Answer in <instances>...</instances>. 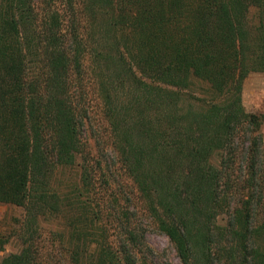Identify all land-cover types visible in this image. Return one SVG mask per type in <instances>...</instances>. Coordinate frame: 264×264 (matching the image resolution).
Segmentation results:
<instances>
[{"label": "trees", "instance_id": "16d2710c", "mask_svg": "<svg viewBox=\"0 0 264 264\" xmlns=\"http://www.w3.org/2000/svg\"><path fill=\"white\" fill-rule=\"evenodd\" d=\"M251 71L264 73V0H0V203L31 225L63 220L58 264H161L132 208L94 196V97L145 219L181 264H264V167L252 150L246 174L231 172L239 137L264 122L242 104ZM74 164L62 195L50 179ZM26 234L0 264H41Z\"/></svg>", "mask_w": 264, "mask_h": 264}, {"label": "rangeland", "instance_id": "374dc122", "mask_svg": "<svg viewBox=\"0 0 264 264\" xmlns=\"http://www.w3.org/2000/svg\"><path fill=\"white\" fill-rule=\"evenodd\" d=\"M258 14V9L251 6L248 13V20L251 25L257 24ZM241 96L243 107L247 112L264 114L263 72L251 71L248 73L243 81ZM92 98L84 136L86 150L83 161L97 169L93 172V176L99 177V181H101V185L95 184L97 188L94 196H104L109 199L112 196H117L121 204L129 205L135 212L136 218L146 228L147 244L157 253L158 262L161 264H181L172 243L166 235L149 225L145 219L143 203L110 144L107 134L108 128L101 117L96 99ZM254 134L259 135V144L256 147H253L251 143ZM237 149L235 169H231L234 178L238 176L240 179V176L246 174L245 168L252 150L257 153L256 157L259 165L264 167V122L260 124L255 132L251 127L245 129V133L237 141ZM79 170L77 164L59 167L52 175L50 183L55 185L62 195L67 193L72 196L73 189L78 183V176H80ZM105 177H108L109 183L102 185V179ZM31 220L32 217L27 216L23 207L0 203V236L5 240L0 249V261L5 255L20 250L22 239L28 231V235L35 241L39 249L40 263H60L59 260L63 256L62 244L59 236L54 231L63 228L64 225L61 224L63 220L50 213L40 215V217H37V222L35 223V219L32 225Z\"/></svg>", "mask_w": 264, "mask_h": 264}]
</instances>
